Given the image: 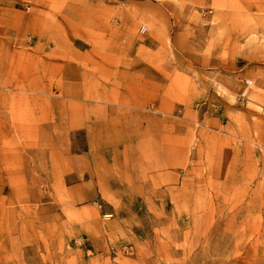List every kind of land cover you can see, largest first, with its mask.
<instances>
[{
    "label": "rangeland",
    "instance_id": "374dc122",
    "mask_svg": "<svg viewBox=\"0 0 264 264\" xmlns=\"http://www.w3.org/2000/svg\"><path fill=\"white\" fill-rule=\"evenodd\" d=\"M0 264H264V0H0Z\"/></svg>",
    "mask_w": 264,
    "mask_h": 264
}]
</instances>
